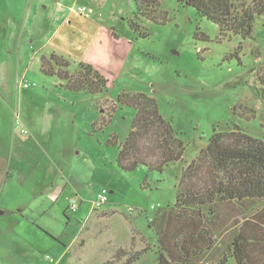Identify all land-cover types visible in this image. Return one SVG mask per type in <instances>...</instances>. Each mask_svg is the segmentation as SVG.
<instances>
[{"label":"rangeland","instance_id":"1","mask_svg":"<svg viewBox=\"0 0 264 264\" xmlns=\"http://www.w3.org/2000/svg\"><path fill=\"white\" fill-rule=\"evenodd\" d=\"M65 1L95 7L93 0ZM98 2L89 21L94 43L81 38L56 52L72 63L70 70L88 62L107 78L102 93L88 95L64 89L57 77L39 70L41 55L57 45L61 13L48 8L33 16L26 0H0V61L8 62L10 87L8 98L0 87V129L8 144L7 166L22 188L18 201L24 202L20 213L0 214V264H102L119 248L145 250L131 264H155L157 237L149 221L173 203L182 166L213 129L236 124L264 140V13L243 40L220 36L217 25L192 7L161 0L163 19L140 18L147 33L140 36L127 25L135 20L132 0ZM23 24L17 42L10 28ZM82 26L66 27L77 37ZM123 90L156 99L184 143L182 161L162 171L117 167V148L108 141L113 135L118 142L125 139L135 113L123 105L111 111ZM102 189L106 201L96 206ZM73 201L75 210L69 207ZM225 228L211 251L214 261L231 240L233 230Z\"/></svg>","mask_w":264,"mask_h":264},{"label":"trees","instance_id":"2","mask_svg":"<svg viewBox=\"0 0 264 264\" xmlns=\"http://www.w3.org/2000/svg\"><path fill=\"white\" fill-rule=\"evenodd\" d=\"M132 1L135 20L129 18L127 25L146 36L137 21L163 19L158 15L161 0ZM176 1L194 8L200 17L217 25L220 36L228 38L251 36L256 17L264 13V0ZM71 66L53 51L40 57V72L57 77L64 89L88 95L105 90L107 78L94 65L80 61L73 71ZM260 80L264 82L263 77ZM116 101L111 111L117 105L135 111L125 139L118 142L113 135L108 141L117 148L120 170L129 172L141 165L162 171L183 160L184 143L171 120L159 112L154 97L123 90ZM149 224L157 237L155 264H226L229 259L234 264H264V140L236 124L224 130L214 128L206 145L182 166L173 203L157 211ZM226 226L233 230L231 240L221 254L217 251L219 259L214 261L211 251ZM144 251L130 253L119 248L102 264H131Z\"/></svg>","mask_w":264,"mask_h":264},{"label":"crops","instance_id":"3","mask_svg":"<svg viewBox=\"0 0 264 264\" xmlns=\"http://www.w3.org/2000/svg\"><path fill=\"white\" fill-rule=\"evenodd\" d=\"M26 2H27L28 8H31L33 16L36 14V10L47 11L48 8H50V10L53 8L55 11L61 13L63 22L60 25V28L56 29L57 31H55L54 33L59 38H58V41L56 42L57 45L53 47V49H55L53 52L58 53L60 50H62V48H69L74 44L76 45L78 43L77 41H79L81 38L88 39V42L86 45H91L94 43V40H93L94 32L92 30V22H89L91 21L90 18H84L83 16L80 15L79 12H78L79 14L76 12L75 10L76 7H75L74 2H72V4L65 3L66 2L65 0H26ZM93 2L95 4V7L94 6H88V7L92 8L95 12L96 8L99 7L100 5H99L98 0H93ZM99 13H101V11ZM29 18L30 17L29 16L27 17L26 15L24 22H26ZM75 22H79L81 23V25H83L80 28L83 31L78 29V32L80 35H78L77 37L74 36L75 31H69V29H67L70 25L72 29H74ZM67 25L68 27H66ZM24 29H25L24 24L21 27L15 26L14 31L12 30V28H10V32L11 34H15L16 36L15 38L17 42L20 40L21 36L23 35ZM7 33L8 32H6V34ZM113 38L117 40V38H115L114 36ZM18 45L20 44L16 45L17 48H18ZM6 48L9 49L10 47L6 46ZM50 52L47 51L46 53L49 54ZM46 53H43V54H46ZM7 63H8L7 60L0 61V87H1L2 98H4L3 96H6L8 98L9 97L8 92L10 91V87L8 83L5 82V79L7 78L6 73H5V65ZM5 102L6 101L3 100L4 104H6ZM4 136H5V133L0 129V210L2 211V213L0 214L14 213L15 210H17L18 213H20L21 206L24 204L23 201L21 200L18 201V199L21 198L20 194H22L21 192L22 188H21V185L15 181L14 172L10 171V169L7 166L6 161L8 158V155H7L8 154V144Z\"/></svg>","mask_w":264,"mask_h":264},{"label":"built area","instance_id":"4","mask_svg":"<svg viewBox=\"0 0 264 264\" xmlns=\"http://www.w3.org/2000/svg\"><path fill=\"white\" fill-rule=\"evenodd\" d=\"M76 10L80 14H82L85 18H90L92 16V14H95L94 10L92 8L86 6V5H79V6H77ZM98 14L100 15L101 13L98 12ZM22 86L28 87L29 84L24 83V84H22ZM105 201H106V191H105V189H102L97 195L96 202H95L96 206H100ZM69 207L71 210H75L76 206H75L74 201L70 204ZM46 258H48V257L46 256ZM49 261L53 262V260L51 258H49Z\"/></svg>","mask_w":264,"mask_h":264},{"label":"water","instance_id":"5","mask_svg":"<svg viewBox=\"0 0 264 264\" xmlns=\"http://www.w3.org/2000/svg\"><path fill=\"white\" fill-rule=\"evenodd\" d=\"M0 213H2V211H0Z\"/></svg>","mask_w":264,"mask_h":264}]
</instances>
